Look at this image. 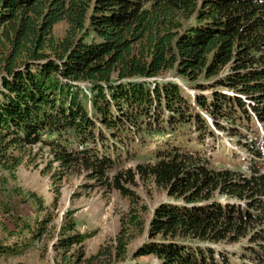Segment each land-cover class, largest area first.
Returning a JSON list of instances; mask_svg holds the SVG:
<instances>
[{"label":"trees","instance_id":"1","mask_svg":"<svg viewBox=\"0 0 264 264\" xmlns=\"http://www.w3.org/2000/svg\"><path fill=\"white\" fill-rule=\"evenodd\" d=\"M61 22L67 29L56 38ZM169 73L195 94L165 80ZM75 82L91 85L90 109ZM201 112L217 126L220 119L253 118L264 125V0H0V166L9 172L24 161L37 167L32 148H47L52 160L41 172L51 181L78 173L103 184L110 179L132 205L137 201L122 182L152 179L175 201L155 208L149 241L135 258L229 264L202 243L235 244L255 226L260 230L253 228L250 243L261 240L264 250L258 164H250L248 174L214 168L200 153L169 144L152 163L116 171L118 149L107 144L103 129L122 141L135 131L162 136L191 124L200 132L208 124ZM134 207L121 218L108 251L120 263L145 231ZM64 229L72 233L59 249L83 243L73 221ZM106 254L101 247L88 258L81 252L74 261L64 259L100 264Z\"/></svg>","mask_w":264,"mask_h":264},{"label":"rangeland","instance_id":"2","mask_svg":"<svg viewBox=\"0 0 264 264\" xmlns=\"http://www.w3.org/2000/svg\"><path fill=\"white\" fill-rule=\"evenodd\" d=\"M66 29L65 22L57 24L55 37L62 38ZM164 79L176 82L192 96L195 94L194 89L170 73ZM73 85L81 90L80 96L84 95L89 100L86 105L90 109L93 96L91 85L86 82H75ZM202 92L206 96L210 94L209 91ZM201 114L208 124L200 125V132L191 124L178 128L176 132L168 130L162 136H141L135 131L122 141L112 140L110 133L103 129L109 138L107 144H115L118 149L114 155L119 158V169L116 171L152 163L155 152L171 144L200 153L214 168H228L248 174L250 164H258L264 173V125L253 118L250 122L244 119V123L237 124L220 119L217 126L205 113ZM257 150L262 153L260 160L254 156L255 151L259 152ZM32 151L38 154L35 159L37 167L24 161L14 172H9L0 166V264H67L64 259L67 256L74 261L77 254L84 252L88 258L101 247H104V254L108 251L112 253L113 240L121 228V218L131 206H135L145 219L144 233L130 243L124 262L115 261L114 254L110 256L108 252V255H104L106 257L101 258L100 264H160L154 256L135 258L134 254L149 241L148 224L155 208L162 203L175 201L166 190L158 188L150 178L136 176L130 183L123 181L122 184L137 201L132 205L129 197H124L112 187L110 179L103 184L88 179L85 173H78L51 181L50 174L41 172L52 160L49 149L35 146ZM52 169L58 170V165L53 163ZM112 175L110 173L108 178ZM37 200H40L42 210ZM70 221L74 222V232L83 235L84 239L81 245H75L66 252L65 248L59 249L58 243L72 233L64 229L69 228ZM253 228L260 230L258 226ZM253 228L248 230L247 237L235 244L225 241L202 245L222 253L229 264H264V250L259 245L263 241L258 240L253 245L250 243Z\"/></svg>","mask_w":264,"mask_h":264},{"label":"built area","instance_id":"3","mask_svg":"<svg viewBox=\"0 0 264 264\" xmlns=\"http://www.w3.org/2000/svg\"><path fill=\"white\" fill-rule=\"evenodd\" d=\"M1 173V172H0Z\"/></svg>","mask_w":264,"mask_h":264}]
</instances>
